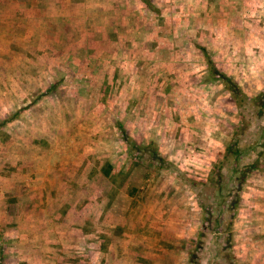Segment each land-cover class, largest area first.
<instances>
[{"label": "rangeland", "instance_id": "1", "mask_svg": "<svg viewBox=\"0 0 264 264\" xmlns=\"http://www.w3.org/2000/svg\"><path fill=\"white\" fill-rule=\"evenodd\" d=\"M87 1L0 0V264H264V2Z\"/></svg>", "mask_w": 264, "mask_h": 264}, {"label": "crops", "instance_id": "2", "mask_svg": "<svg viewBox=\"0 0 264 264\" xmlns=\"http://www.w3.org/2000/svg\"><path fill=\"white\" fill-rule=\"evenodd\" d=\"M150 2V11L155 12V9L159 7V5H170V7L172 5H185V4H198V5H230L229 7H231V11L233 12V14L231 15L232 18H225L226 16H220L221 19L220 20H224L227 21L229 25H233L235 26L236 24V17H239L240 12H243V9L246 10L247 6L253 5V4H259L264 2V0H148ZM86 2H88L86 0ZM90 2H94V1H90ZM98 2H102V3H144L143 0H99ZM160 8V7H159ZM179 8V7H178ZM196 10H198L196 8ZM198 11H202V9H199ZM247 18H244L243 21H247ZM230 35L234 36V34H237L236 32H230ZM153 238L150 237V243H153ZM165 242H169L166 240H161L158 243H165ZM170 243V242H169ZM154 249L157 251H161L163 252L164 249H157L154 248V246H151V250L150 253L154 254Z\"/></svg>", "mask_w": 264, "mask_h": 264}, {"label": "trees", "instance_id": "3", "mask_svg": "<svg viewBox=\"0 0 264 264\" xmlns=\"http://www.w3.org/2000/svg\"><path fill=\"white\" fill-rule=\"evenodd\" d=\"M143 2H144L143 4L148 9H150V6H151L150 2L148 0H143ZM213 70H214V75H216L222 79V83L231 90L233 97L238 100V97H239L238 85L231 78L227 77L226 75L224 76V75L217 73L215 71V68H213ZM19 113L20 112L15 113L14 117H12V118H16ZM123 140L125 141V143L128 144V146L131 150H133L136 154L140 155L141 158H144V160H155V159L162 160V159H160L161 157L159 155H156L157 157L154 154L150 155V153L146 152V150H143V147L137 146L136 143L133 140H131L125 133L123 134ZM227 219H228V223L230 224L233 220L232 215L231 216L229 215Z\"/></svg>", "mask_w": 264, "mask_h": 264}]
</instances>
